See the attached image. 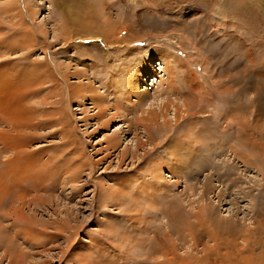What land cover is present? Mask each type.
<instances>
[{"label":"rangeland","instance_id":"1","mask_svg":"<svg viewBox=\"0 0 264 264\" xmlns=\"http://www.w3.org/2000/svg\"><path fill=\"white\" fill-rule=\"evenodd\" d=\"M0 52L34 73L0 131L43 182L0 190V264H264V0H0ZM141 57L172 70L137 104ZM189 125L209 132L179 169Z\"/></svg>","mask_w":264,"mask_h":264},{"label":"bare ground","instance_id":"2","mask_svg":"<svg viewBox=\"0 0 264 264\" xmlns=\"http://www.w3.org/2000/svg\"><path fill=\"white\" fill-rule=\"evenodd\" d=\"M81 23V22H80ZM113 32V31H112ZM118 33L117 32H113V34H111L113 37L114 36H116ZM111 36V37H112ZM112 37V38H113ZM37 38V37H36ZM106 39V38H105ZM41 41V40H40ZM14 43V42H13ZM12 44V43H11ZM10 45V44H9ZM13 45V44H12ZM11 46V45H10ZM9 46V47H10ZM28 47V46H27ZM11 48V47H10ZM13 48V47H12ZM6 49H7V47H6ZM28 49V48H27ZM0 53H3V52H0ZM4 53H5V51H4ZM7 53V52H6ZM26 54V53H25ZM26 56V55H25ZM126 56V55H125ZM6 59V58H5ZM22 59V58H21ZM24 59H26V58H24ZM164 59V62H165V64L167 65L168 63H169V61H170V59H168V57L166 56V58L164 57L163 58ZM172 59V58H171ZM27 60V59H26ZM7 61V60H6ZM138 61V60H137ZM4 62L5 61H3V64H4ZM6 63V62H5ZM29 63V62H28ZM25 64H27V62L25 63ZM134 64H136V68H135V70H134V72L133 73H131L130 74V78H129V80H128V84L130 85V88H129V93L130 94H133L134 96H136L137 97V100H136V102H137V104H140L141 102L140 101H142V100H146L145 98L147 97L146 96V93L144 92L145 90H144V88H146V90L148 89V86H149V84L147 83L146 85H145V87L144 88H142L143 90L142 91H140V93H138V95H136V93H134V92H138L137 90H136V87L138 86V82H139V79L141 78V79H143V80H145V81H147V80H149L150 81V79H152L153 77L151 76V75H153V73L154 74H156V71L154 72V70L156 69H161V71H163V72H165V71H169V73H171L170 71L172 70L170 67H168V66H165V65H162L161 64V62H159V63H156V59H153V58H149V59H147V58H144V57H141V59L136 63H134ZM5 65V64H4ZM29 65V64H28ZM31 65H32V63H31ZM35 65V64H34ZM1 66H3V65H1ZM7 66V65H6ZM5 67V66H4ZM4 67H0V91H2L3 92V96H2V99H0V111L2 110V112H3V115L1 116L0 115V123L2 124V123H5L6 121L7 122H9V121H20L21 119H22V117L24 116V115H26V113L24 112V107H22V106H20V103H21V101H22V97H23V95H26V96H28V95H30L31 93V91H30V89L28 90V88L29 87H33V77H34V73L30 70V69H27V68H29V67H27L26 66V68H24V69H17L16 70V72H15V70H13L12 72H15V75L17 76L16 77V79H15V77H14V75L12 76V77H14V80H16L17 81V83H16V85H18V86H21L20 88V90H19V92H20V94H22V97L20 96V98L18 99L19 101L15 104V102H14V104H12V103H10V96L12 95V94H15V91H14V86H13V78L12 79H9L8 77H11V73H9V72H7V70H5V69H7L8 68V66H7V68L5 67V69L3 70V68ZM25 67V66H24ZM2 68V69H1ZM12 68H13V66H12ZM30 68H31V66H30ZM9 69H11V66H10V68H8V70ZM14 69V68H13ZM32 69H33V67H32ZM35 69V68H34ZM132 70V71H133ZM43 71V70H42ZM131 71V70H130ZM35 72V71H34ZM17 73V74H16ZM18 73L21 75V77L19 76V79H17L18 78ZM161 73V72H160ZM36 74V73H35ZM36 76V75H35ZM79 76H80V74H79ZM160 76H162L161 74H160ZM152 77V78H151ZM21 78V79H20ZM40 78V77H39ZM163 78V77H162ZM15 81V82H16ZM144 81V82H145ZM154 81V80H153ZM155 81L157 82L158 81V79L156 78L155 79ZM155 82V83H156ZM165 82H168V85H169V89H171V90H169V91H172V92H175V91H177V93L178 94H180V91H179V88H177L176 87V83H174L173 82V80L171 79V80H166ZM31 83H32V85H31ZM31 85V86H30ZM78 86V85H77ZM80 87L82 86L83 87V85H79ZM84 86H85V84H84ZM28 87V88H27ZM185 87H187V86H185ZM26 88H27V90H26ZM18 89V88H17ZM78 91V90H77ZM81 89H80V92H79V94L81 93ZM26 93V94H25ZM33 93V92H32ZM148 93V92H147ZM18 94V93H17ZM17 94H15V95H17ZM28 94V95H27ZM77 94V93H76ZM78 94V95H79ZM82 95V94H81ZM19 95H17V97H18ZM77 96V95H76ZM171 96V95H170ZM12 98V97H11ZM14 98V97H13ZM12 98V99H13ZM77 98H79V97H76V99ZM91 99V98H90ZM98 98H96V100H97ZM103 99V98H102ZM8 100V101H7ZM13 100H15V98L13 99ZM93 100V99H92ZM7 101V103L5 104V102ZM24 101V100H23ZM188 101V100H187ZM13 102V101H12ZM140 102V103H139ZM191 103V102H190ZM145 104H146V101H145ZM151 104V103H150ZM183 104H184V102H183ZM143 105V104H142ZM6 106V107H5ZM147 106V105H146ZM2 107V108H1ZM100 107V106H99ZM102 107V106H101ZM133 108V107H132ZM150 108V107H149ZM114 109H116V107H114ZM135 109V108H134ZM140 109V108H139ZM142 109V108H141ZM144 110L146 109V108H143ZM179 109V108H178ZM22 110V111H21ZM123 110V109H122ZM136 110V109H135ZM185 110H187V109H185ZM124 111V110H123ZM123 111H122V113H123ZM146 111H147V109H146ZM176 111H178V110H176ZM196 112H192V111H189V112H187V113H185V117H184V119H183V121H187V120H192V119H194V118H200L199 117V115H198V109H196L195 110ZM117 112V111H116ZM143 111H141V113H142ZM124 113H126V112H124ZM123 113V114H124ZM155 113V112H154ZM102 114V113H101ZM143 114V113H142ZM153 116H156V115H154L153 114ZM153 116H149L148 117V119L149 120H147V123L149 124V123H151L150 122V120H152L154 117ZM164 116V115H163ZM205 116V115H204ZM176 119H175V122H177V117L179 118L180 117V115L179 114H177L176 116ZM141 119H138V122L140 121ZM190 120V121H191ZM182 122V121H181ZM11 123V122H10ZM9 123V124H10ZM147 123H145L143 126L146 128V124ZM185 122H183V124H184ZM8 124V123H7ZM177 124H179L178 122L176 123V125ZM3 125V124H2ZM1 125V126H2ZM182 125V124H181ZM202 125V124H201ZM131 126V125H130ZM152 126V125H151ZM184 126V125H183ZM180 127V126H179ZM178 128V127H177ZM11 129V128H10ZM204 128H203V126H201V128L199 127V128H197L196 126H192V125H189V126H187V129L185 130V140L184 141H179V144L178 145H174V147H175V150L172 152V151H169L170 152V154L172 155V160H173V162L175 163V162H180L181 163V165L178 167L179 169L180 168H184L183 167V163L184 162H188L189 160H191V156H192V153L193 152H195L196 154H202L203 153V150H202V148L200 147V146H198V147H196L195 146V144L196 143H202L203 142V140L205 139V137L208 135L207 134V132H209V131H207V130H203ZM0 130H1V128H0ZM147 130V129H146ZM11 131V130H10ZM147 132H148V130H147ZM15 133V132H14ZM22 133V132H21ZM148 134H149V137H151L152 135H151V133L150 132H148ZM13 135V134H12ZM211 135V133L209 134V136ZM192 136V137H191ZM16 137V136H15ZM18 137V136H17ZM191 137V138H190ZM12 138H14V137H12ZM17 139V138H16ZM23 139V138H22ZM114 138H112L110 141L113 143L112 144V147L114 146V145H116V141H114V140H116V139H114ZM184 139V138H183ZM182 139V140H183ZM150 140V139H149ZM114 141V142H113ZM26 143L23 141L22 143L19 141V140H12L11 138H10V136L8 135V133H7V135H5L2 131H0V146L2 147L1 148V151H2V153L1 154H3V156L0 154V180H2V181H0V187H1V191H6V188H8V187H14V188H16V190H15V192H16V194L17 193H21V194H17L18 196H17V199L18 200H21V202L22 203H25L24 201V196L25 195H27V193H23V190L25 189V190H27L28 191V189H29V193H31L32 192V190L31 189H33V190H35L34 188H36V187H39L40 185V182L41 183H43L41 180L42 179H40V178H42L41 176H37V175H35V174H32V173H29L30 171H28V170H31V171H33L34 169H33V167L34 166H32V164L30 163V161H29V159H28V157H27V155H26V151L25 150H23V146L25 145ZM112 147H110V148H112ZM181 147L182 148H185V153H187L188 155H186L185 156V161H180L179 160V155H178V153H177V149H180L181 151H182V149H181ZM3 149V150H2ZM192 150H194L193 152H192ZM179 151V150H178ZM8 153L10 154V156L8 155ZM180 153V152H179ZM23 154V155H22ZM180 155H182V154H180ZM28 171V172H27ZM1 175L3 176L2 178H1ZM42 175H44V174H42ZM5 177H7V178H5ZM4 178L7 180H5L4 181ZM27 180H28V182L30 183L29 184V186H30V188L27 186L26 188H24L23 187V184L25 183V182H27ZM34 182H36V183H34ZM31 183H34V185L33 184H31ZM27 185H28V183H27ZM13 188V189H14ZM24 190V191H25ZM224 192V191H223ZM2 193H4V192H2ZM23 193V194H22ZM36 194V193H35ZM12 195V194H11ZM33 196H34V194H33ZM10 198H12V197H10ZM35 197H33V198H31V199H34ZM20 203V202H19ZM36 204V203H35ZM37 205V204H36ZM211 206V205H210ZM36 208V207H35ZM24 219V223L23 224H21V227H25L27 230H24V233H23V235L22 236H27V235H29L30 236V238H32V233L30 232V231H28L29 229L28 228H33L34 226H36V227H38L37 226V224L35 223V221L34 220H32V221H30V220H28V219H26V216L23 218ZM36 222H37V220H36ZM35 227V231L36 230H38L37 228ZM39 227H43V225L42 224H40L39 225ZM22 229V228H21ZM20 229V230H21ZM18 234H19V232H17ZM22 233V232H21ZM38 235H42V234H40V230H38ZM53 235H55V236H63V234L61 233V232H56L55 234H53ZM66 236H69V235H66ZM52 237V236H51ZM23 238V237H22ZM65 238H67V237H65ZM37 239H40L39 237H37ZM48 240H50L49 238H48ZM13 243V242H12Z\"/></svg>","mask_w":264,"mask_h":264}]
</instances>
